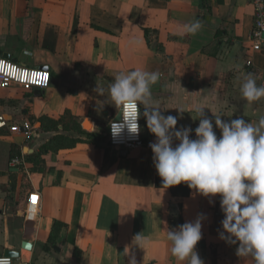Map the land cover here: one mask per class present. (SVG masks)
Segmentation results:
<instances>
[{"label": "crops", "instance_id": "0c3cea01", "mask_svg": "<svg viewBox=\"0 0 264 264\" xmlns=\"http://www.w3.org/2000/svg\"><path fill=\"white\" fill-rule=\"evenodd\" d=\"M252 14L249 0H0V56L50 74L46 90L0 89V255L12 250L32 264H129L133 257L136 264H187L172 255L167 232L203 214L196 251L204 264H255L219 238L218 195L204 197L184 183L165 189L151 149L109 146L104 130L120 111L110 85L137 68L160 74L152 106L177 116V128L191 127L192 139L199 109L213 124L214 115L256 123L264 98L248 102L241 93L248 74L264 85V53L249 40ZM194 20L202 24L197 34H178ZM139 107L141 136L154 142ZM65 115L93 137L62 126L43 131V119L48 125ZM23 122L33 127L29 139L8 132ZM214 131L219 138L215 124ZM57 135L77 143L41 154ZM20 157L25 166L13 167ZM32 193L39 209L28 222ZM54 222L64 227L55 245L46 244Z\"/></svg>", "mask_w": 264, "mask_h": 264}, {"label": "clouds", "instance_id": "9594fccd", "mask_svg": "<svg viewBox=\"0 0 264 264\" xmlns=\"http://www.w3.org/2000/svg\"><path fill=\"white\" fill-rule=\"evenodd\" d=\"M201 28V22L194 20L182 25L178 34L195 35ZM159 76L158 72L139 68L115 76L109 92L115 105L121 108L123 119L111 123L113 138L125 129L132 135L139 134V106H143L147 128L156 138L149 147L163 187L184 183L204 197L218 195L224 215L219 238L238 245L237 256H251L255 264H264V116L252 123L242 118L224 121L222 116L214 115L215 128L221 133L218 138L213 121L204 109H199V125L192 139L191 127L177 128V116L163 115L158 106H152L151 86ZM241 93L248 102L258 101L264 98V85L258 86L248 74ZM125 106L134 110L127 118ZM204 219L199 214L195 221L168 230L171 253L178 261L204 264L196 251L202 239ZM134 240L139 246L141 235H136ZM129 264H136L134 257Z\"/></svg>", "mask_w": 264, "mask_h": 264}, {"label": "built area", "instance_id": "2783aa9c", "mask_svg": "<svg viewBox=\"0 0 264 264\" xmlns=\"http://www.w3.org/2000/svg\"><path fill=\"white\" fill-rule=\"evenodd\" d=\"M253 9V28L249 35L251 43V50L256 53H264V0H249ZM250 63H247L249 66ZM50 85V74L46 70L31 69L20 66L0 56V89H6L10 87H19L24 90L38 89L46 90ZM125 117L127 118L133 114L134 110L129 109L127 106L123 108ZM140 111V107H139ZM123 119V113L120 108V119L118 121L112 120L108 124L107 143L109 146L118 147L125 150L148 148L152 140H144L141 136V130L138 135L130 134L127 129L117 137L113 138L111 134V123L119 122ZM138 124L140 126V116L138 118ZM6 126L5 122L0 123V128ZM33 127L28 122H23L20 126H9L10 133L22 134L26 139L32 136ZM13 167H24L25 162L23 157L14 158L11 161ZM40 198L36 193H32L28 196L27 205L25 206L24 218L28 222H34L38 216ZM0 264H32L29 261H25L21 258H9L0 255Z\"/></svg>", "mask_w": 264, "mask_h": 264}, {"label": "trees", "instance_id": "16d2710c", "mask_svg": "<svg viewBox=\"0 0 264 264\" xmlns=\"http://www.w3.org/2000/svg\"><path fill=\"white\" fill-rule=\"evenodd\" d=\"M203 5L206 6V0H203ZM47 122H48V125H46V122L44 121V119L41 121L43 131H56L58 126H62L63 127L62 131L72 129L73 131H76L78 133L85 134L87 137H93L92 134H86L83 131H81L80 130L81 127H80L79 123L77 122V120L71 118L69 115L63 116L58 121L50 120ZM76 143H77V140H73V139H69V138L61 136V135H57V136L53 137L52 139H50L44 146L41 147L40 153L46 154L49 152H57L61 149L71 148ZM19 154H20V152L18 150L17 152L11 153L10 157L13 158L15 156H18ZM185 194L186 195L188 194V189L186 190ZM63 227L64 226L62 224H60L59 222H54L50 236L48 238V242H46V244L55 245V242H56V239L59 235V232H60L61 228H63ZM44 250L46 252H48L50 250V248L46 245L44 247ZM73 259L75 262H77V263L79 262L80 252L77 249H75V251H74Z\"/></svg>", "mask_w": 264, "mask_h": 264}, {"label": "water", "instance_id": "95a60500", "mask_svg": "<svg viewBox=\"0 0 264 264\" xmlns=\"http://www.w3.org/2000/svg\"><path fill=\"white\" fill-rule=\"evenodd\" d=\"M2 57H6L4 55H2ZM120 119V111L118 112L116 118L114 119L115 121H118ZM105 130V133L108 134V126ZM22 248L26 249V250H31V244H29V242H23L22 243ZM54 249H57L56 247H54ZM2 256L4 257H9V258H20V254L19 252H14L12 250H4L2 253Z\"/></svg>", "mask_w": 264, "mask_h": 264}, {"label": "bare ground", "instance_id": "6f19581e", "mask_svg": "<svg viewBox=\"0 0 264 264\" xmlns=\"http://www.w3.org/2000/svg\"><path fill=\"white\" fill-rule=\"evenodd\" d=\"M85 128L86 129L89 128V123L88 122L85 123Z\"/></svg>", "mask_w": 264, "mask_h": 264}, {"label": "rangeland", "instance_id": "374dc122", "mask_svg": "<svg viewBox=\"0 0 264 264\" xmlns=\"http://www.w3.org/2000/svg\"><path fill=\"white\" fill-rule=\"evenodd\" d=\"M90 129V128H89ZM86 130H88V129H86Z\"/></svg>", "mask_w": 264, "mask_h": 264}]
</instances>
